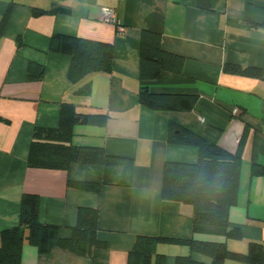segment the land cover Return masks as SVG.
Here are the masks:
<instances>
[{"label": "crops", "instance_id": "1", "mask_svg": "<svg viewBox=\"0 0 264 264\" xmlns=\"http://www.w3.org/2000/svg\"><path fill=\"white\" fill-rule=\"evenodd\" d=\"M101 7L116 10V23L100 19ZM4 17L0 231L18 225L22 194L33 193L39 197V221L59 226L63 239L71 235L79 206L97 208V238L104 243L92 255L73 253L55 242L39 254L24 243L20 264H126L137 235L222 242L241 253L250 241L264 245V173H252L255 165L264 167V0H0V21ZM143 30L159 32L162 48L184 58L181 73L140 78ZM53 34L112 43V71L72 85L69 56L49 51ZM30 62L43 66L40 78H27ZM227 64L256 74L228 72ZM143 85L152 93L194 94L197 101L187 112L154 111L137 101ZM62 104L105 114L102 125H75L71 139L74 145L103 147L107 157L101 167L27 165L34 128L56 127ZM169 123L239 158L237 199L228 217L240 239H227L223 227L194 223L190 205L162 199L164 162L198 159L196 147L167 141ZM69 180L91 182L97 189L72 187ZM156 251L165 255V264H174L178 255L211 263V257L185 244L159 243Z\"/></svg>", "mask_w": 264, "mask_h": 264}, {"label": "trees", "instance_id": "2", "mask_svg": "<svg viewBox=\"0 0 264 264\" xmlns=\"http://www.w3.org/2000/svg\"><path fill=\"white\" fill-rule=\"evenodd\" d=\"M5 17L0 21V31ZM49 51L69 56L68 79L77 87L94 73H110L113 67L112 43L90 40L68 34H53ZM184 58L162 48L159 32L143 30L139 41V75L142 80L157 78L161 72L181 73ZM224 70L241 75L256 74L250 68L227 64ZM42 65L30 62L27 78L42 76ZM137 101L154 111H190L196 101L194 94L152 93L147 85L137 92ZM105 114L78 112L73 105L62 104L56 127L34 128L30 142L27 165L43 169L67 170L71 164L101 167L107 154L101 146H78L71 142L77 124L102 125ZM167 141L176 145L193 146L198 150L194 163L165 161L162 172L161 197L165 201L188 204L192 207V220L196 224L223 227L227 239H240L235 228L229 227V210L236 203L239 182V158L219 145L209 142L197 133L169 123ZM253 174L264 173V167L255 165ZM79 189H97L87 181H68ZM39 197L23 193L19 207L18 225L0 231V264H20L24 243L33 246L39 254L47 252L50 242L79 255H92L103 246L98 240L97 208L79 206L76 224L69 238L59 236V226L43 224L38 218ZM26 231V233H25ZM159 243H180L190 251L211 257L210 264H224L231 260L243 264H264V245L250 241L245 253L227 249L225 243L180 240L160 236L137 235L127 254L126 264H165V255L156 251ZM174 264H206L190 255H178Z\"/></svg>", "mask_w": 264, "mask_h": 264}, {"label": "built area", "instance_id": "3", "mask_svg": "<svg viewBox=\"0 0 264 264\" xmlns=\"http://www.w3.org/2000/svg\"><path fill=\"white\" fill-rule=\"evenodd\" d=\"M116 10L112 7H101L100 8V19L104 22L116 23ZM122 27H120L121 29ZM237 111V110H235Z\"/></svg>", "mask_w": 264, "mask_h": 264}]
</instances>
